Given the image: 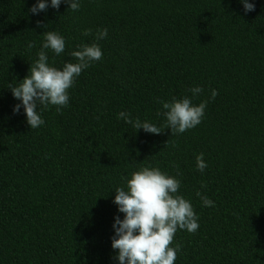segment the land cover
I'll use <instances>...</instances> for the list:
<instances>
[{"label": "trees", "instance_id": "obj_1", "mask_svg": "<svg viewBox=\"0 0 264 264\" xmlns=\"http://www.w3.org/2000/svg\"><path fill=\"white\" fill-rule=\"evenodd\" d=\"M249 2L254 11L241 0H79L72 11L62 0L33 14L37 0H0V264H119L115 190L143 167L178 179L198 218L195 233H175L174 264H264V0ZM46 31L65 39L63 53L44 50L50 66L77 63L84 44L103 56L31 129L9 86L29 74ZM185 96L207 100L205 115L172 135L163 102Z\"/></svg>", "mask_w": 264, "mask_h": 264}, {"label": "clouds", "instance_id": "obj_2", "mask_svg": "<svg viewBox=\"0 0 264 264\" xmlns=\"http://www.w3.org/2000/svg\"><path fill=\"white\" fill-rule=\"evenodd\" d=\"M62 0H37L30 12L38 14L47 11L49 6L59 9ZM70 5L69 9L77 11L80 7L79 0H64ZM245 12L255 10V5L249 0H241ZM39 23V22H38ZM44 43L38 53V59L31 64L29 74L20 80L18 86H9L13 96L22 102L26 120L31 129L43 125L38 108L56 106L57 112L69 103L68 90L74 85L75 79L91 63L102 59L103 53L97 43L84 44L79 50L71 52L77 63H66L62 70L48 64V56L45 49H50L59 55L65 51V39L54 31L42 33ZM92 34L91 29H85L83 35ZM108 30H98L96 40L107 37ZM29 49L34 47L32 43ZM193 96L203 92L200 86L190 89ZM218 95L213 89L211 98ZM208 101L194 105L192 99L185 96L181 99L173 98L171 102H163L166 111V123L164 128H171L172 135L184 133L196 127L202 122ZM21 104L15 105L14 112L19 113ZM98 118V117H97ZM118 119H123L139 131L160 134V127L137 118L133 121L129 113L120 112ZM167 144V142H166ZM201 153L196 157L197 169L203 172L207 167ZM178 168V165H173ZM177 175H180L177 172ZM204 187V185H202ZM180 188V181L161 172L159 168L143 167L132 173L127 179V190L117 188L114 203L118 210L124 213V218H115L113 225L115 235L112 238V248L118 250L119 264H174L180 245L170 247L178 228L195 233L199 229L198 218L192 204L181 195H176ZM206 207L213 206L214 201L202 196L198 191Z\"/></svg>", "mask_w": 264, "mask_h": 264}]
</instances>
